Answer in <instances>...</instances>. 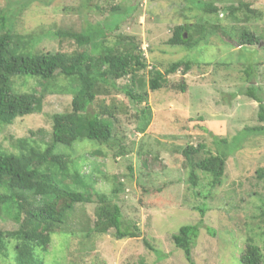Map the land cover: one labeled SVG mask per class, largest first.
I'll return each mask as SVG.
<instances>
[{"label":"rangeland","instance_id":"374dc122","mask_svg":"<svg viewBox=\"0 0 264 264\" xmlns=\"http://www.w3.org/2000/svg\"><path fill=\"white\" fill-rule=\"evenodd\" d=\"M206 3L216 6L217 13H205ZM131 5L137 7L132 13ZM112 8H121L118 16L124 17L117 28L112 26ZM233 8L238 10L232 16ZM189 22L222 26L231 29L233 36L246 29L264 39V0H0V25L8 23L15 33L32 37L35 53L72 54L79 51L76 43L55 37L54 32L80 33L109 23L110 28L94 44L102 41L117 51L144 52L149 65L134 79L117 81L118 87L147 94L146 104L136 106L116 88L107 87L94 105L98 111L112 112L117 141L112 149L125 150L122 156L95 157L96 146L88 140L58 148L74 162L73 170L92 177L94 184L89 187L121 207L124 221L136 225L140 237L117 240L111 232L84 238L79 223L86 216L94 219L96 210V202L86 204L76 208L65 227L68 232H62L73 235L75 242L57 254L54 264H190L172 236L182 226L201 220L203 227L192 251L194 264H241L248 238L262 246L264 177L257 170L264 167V133L244 129L261 126L258 103L245 92L251 84L264 92V40L241 48L237 40L216 34L192 50L169 45L175 28ZM179 61H188L191 70L184 74L181 68L168 77L166 87L153 92L152 70L164 73ZM250 66L255 71L251 79L247 76ZM41 82L16 76L13 92L40 93ZM48 85L51 93L45 95L42 112L0 125L2 151L18 154L33 147L46 148L52 139V116L72 111L68 81L59 77ZM138 108L152 113L145 132L138 128ZM241 133H249L246 142L245 136L240 137L245 146L229 151L220 183L214 185L212 177L199 170L195 171L197 182H190L191 170L183 157L187 147L205 145L204 158L208 152L229 150ZM216 140H227L228 145L219 146ZM0 193L10 192L3 187ZM16 229L12 216L0 206V231ZM11 240L6 239L8 245ZM14 258L10 252L7 256L0 253V264H16Z\"/></svg>","mask_w":264,"mask_h":264},{"label":"trees","instance_id":"16d2710c","mask_svg":"<svg viewBox=\"0 0 264 264\" xmlns=\"http://www.w3.org/2000/svg\"><path fill=\"white\" fill-rule=\"evenodd\" d=\"M90 1L87 0L88 3ZM136 8L131 5L130 12ZM202 9L211 14L218 11L216 6L208 3L203 5ZM237 10L238 8L232 9V16ZM120 11L121 8L111 9L114 28L124 20V17L118 16ZM254 13L259 17L257 12ZM109 25L105 23L103 27H90L80 33L54 32L55 37L70 39L76 43L79 51L72 54L35 53L31 48L32 37L15 33L8 23L0 25V30L3 31L0 34V125L42 112L45 95L51 93L48 84L55 82L59 77L68 81L66 91L73 95L72 111L52 116V139L46 148L33 147L18 154H8L0 149V188H8L10 192L0 193V206L7 210L17 224L14 231H0V253L7 256L9 247L6 239H14L16 264H44L43 260L34 256V248L43 246L44 250L48 251L50 233L68 232L65 227L69 225L76 208L94 202V219L86 216L79 223L84 238L91 240L111 232L117 240L140 237L139 228L124 221L121 207L107 194L89 187L94 184L92 177L83 176L79 170H73L74 162L71 163L65 154L58 151L59 146L71 148L76 142L88 140L96 146L94 156L104 158L111 153L114 158L122 156L125 150L112 149L113 144L117 142L111 121L114 116L108 109L98 111L94 106L96 100L100 92L107 87L116 88L136 106H142L148 100L147 94H141L134 88L117 86V81L129 76L134 79L138 73L148 70L144 52L117 51L114 47L103 45L102 41L99 45L94 44L96 38L104 36L110 28ZM230 30L207 22L206 26L189 22L177 26L168 43L192 50L216 34L227 36L231 41L237 40L241 48L259 45L261 40H264L258 33L246 29L236 36H233ZM192 33H197L198 36L194 38ZM183 67L184 74L191 70L188 61L175 62L164 73L158 69L152 70L151 90L154 92L166 87L168 77L175 75ZM254 72L250 66L247 76L253 78ZM16 76L41 80L42 91L14 93L12 78ZM180 88L183 92L186 91L185 84ZM263 93L256 84H251L245 92L246 97L258 103L257 119L261 126L246 128L244 131L256 135L264 133ZM137 112L138 128L145 132L152 123L151 110L138 108ZM106 115L109 116L104 118ZM205 131L210 134L208 130ZM249 133H241L235 137L229 150L225 148L224 152L218 154L208 152L204 158L201 151L207 149L205 145L187 147L183 151V157L191 170L190 182H197L195 171L199 170L210 175L214 185L220 183L226 171L229 151H232V148L233 151L243 148L245 143H240V137L245 136L246 142ZM216 142L219 146L228 145L227 140ZM257 175L264 177V167L257 170ZM262 216L264 219V214ZM202 227L201 220L196 225L182 226L178 233L172 236L175 245L184 252L185 259L190 264H194L192 251ZM259 237L262 246L248 238L241 264H264V230ZM138 264L149 263L141 261Z\"/></svg>","mask_w":264,"mask_h":264},{"label":"clouds","instance_id":"9594fccd","mask_svg":"<svg viewBox=\"0 0 264 264\" xmlns=\"http://www.w3.org/2000/svg\"><path fill=\"white\" fill-rule=\"evenodd\" d=\"M75 241L72 236L66 233H50V249L44 250L43 246H37L34 248V256L44 261V264H54V260L58 253H62L65 249L71 247ZM16 244L15 240H11L8 247L9 252L15 255L13 249Z\"/></svg>","mask_w":264,"mask_h":264}]
</instances>
